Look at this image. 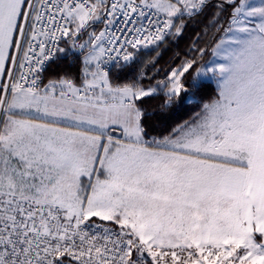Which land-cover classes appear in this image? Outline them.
Instances as JSON below:
<instances>
[{
    "label": "snow or ice",
    "instance_id": "6c2138e0",
    "mask_svg": "<svg viewBox=\"0 0 264 264\" xmlns=\"http://www.w3.org/2000/svg\"><path fill=\"white\" fill-rule=\"evenodd\" d=\"M0 264H264V0H0Z\"/></svg>",
    "mask_w": 264,
    "mask_h": 264
},
{
    "label": "trees",
    "instance_id": "16d2710c",
    "mask_svg": "<svg viewBox=\"0 0 264 264\" xmlns=\"http://www.w3.org/2000/svg\"><path fill=\"white\" fill-rule=\"evenodd\" d=\"M199 23L192 22L186 32V37L191 40L194 38L198 29L203 26V18H198ZM184 36V37H185ZM183 37V38H184ZM177 50L184 51L181 44L179 43V48L173 46L171 52L163 53L162 47L159 48L158 52L155 50H146L139 54V63L135 65L133 68H129L127 70H119L113 68L111 70V74L113 77H118L121 82L128 78H135V74L143 69L144 71L150 72L152 70V61H156V67L159 69H166L169 67L171 63H173L175 59V53ZM209 57H206L208 59ZM68 72L70 74H74L76 72V65H74L70 58H65L61 62L57 64H53L51 68L48 70L46 75L50 76L53 73L63 74ZM201 94L204 96L205 101L211 98H214L217 95L216 85L211 81H206V86L201 89ZM160 104L159 99L152 100L146 107L155 112L158 105ZM198 110V109H197ZM194 114L193 106L185 103L184 105L178 107L173 113H171L166 121V124H161L159 121L151 122L154 124L156 128V133L163 131L165 126H174L177 123H181L184 120L190 119Z\"/></svg>",
    "mask_w": 264,
    "mask_h": 264
},
{
    "label": "rangeland",
    "instance_id": "374dc122",
    "mask_svg": "<svg viewBox=\"0 0 264 264\" xmlns=\"http://www.w3.org/2000/svg\"><path fill=\"white\" fill-rule=\"evenodd\" d=\"M256 2L258 3L259 0H256ZM186 35V34H185ZM192 38V37H191ZM191 38L188 39L186 36L180 41V44L182 46V48H184L185 50L187 49V47L189 46V43L191 41ZM173 45L172 44H166L164 46H162V51L164 54L171 52Z\"/></svg>",
    "mask_w": 264,
    "mask_h": 264
},
{
    "label": "crops",
    "instance_id": "0c3cea01",
    "mask_svg": "<svg viewBox=\"0 0 264 264\" xmlns=\"http://www.w3.org/2000/svg\"><path fill=\"white\" fill-rule=\"evenodd\" d=\"M211 82H213V81H211ZM214 84H215V82H213ZM216 85V84H215Z\"/></svg>",
    "mask_w": 264,
    "mask_h": 264
}]
</instances>
